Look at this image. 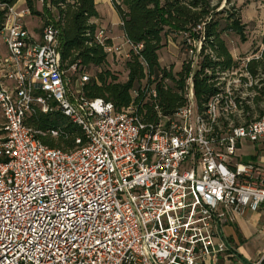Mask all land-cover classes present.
Returning <instances> with one entry per match:
<instances>
[{"label":"built area","instance_id":"built-area-1","mask_svg":"<svg viewBox=\"0 0 264 264\" xmlns=\"http://www.w3.org/2000/svg\"><path fill=\"white\" fill-rule=\"evenodd\" d=\"M30 15L14 5L0 28V264H219L227 214L264 210V165L237 162L239 142L264 144V116L240 123L257 84L246 64L206 68L214 93L199 103L202 41L187 38L184 106L147 112L156 92L142 83L117 112L84 96L89 77L65 68L59 29H29ZM126 44L128 60L141 47ZM37 110L60 113L84 143L42 144L26 123Z\"/></svg>","mask_w":264,"mask_h":264},{"label":"trees","instance_id":"trees-1","mask_svg":"<svg viewBox=\"0 0 264 264\" xmlns=\"http://www.w3.org/2000/svg\"><path fill=\"white\" fill-rule=\"evenodd\" d=\"M19 0H0V28L8 8L18 4ZM44 13L36 9V0H25L26 8L32 16L40 17L46 23L54 24L60 31L62 41V60L65 68L75 66L80 73L93 72V76L83 86V94L89 100L101 99L114 106L115 111L126 109L133 102L132 92L140 91L142 83L146 88H154L156 98L147 103L145 109L150 112L158 107L162 115H172L184 106L185 81L190 73L189 65L184 61L179 72L162 67L159 52L163 49V39L168 33H179L193 41H202V62L200 69L193 75L194 92L197 101L203 102L214 93V88L204 76V70H227L238 67L226 44L224 35L242 36L244 26L236 10L229 8L230 0H110L116 13L125 40L133 47H141L137 52L130 50L125 62L126 81L120 82L118 74L108 65L105 47L111 46L106 39L101 45L96 37L98 27L93 23L99 18L95 0H42ZM224 3V7L222 4ZM55 11L53 18L51 12ZM247 73L254 82L264 76V50L257 59L246 63ZM255 94L250 100L259 110L264 90L258 84L248 89ZM244 124L251 122L253 110L248 104L241 106ZM247 115V116H246ZM264 111L259 110V117ZM256 118V119H257ZM33 129L36 139L45 146L65 153L74 151L79 145L77 139L84 138L81 131L73 126L60 113L43 114L36 111L27 121ZM57 129L58 136L52 137L49 131Z\"/></svg>","mask_w":264,"mask_h":264},{"label":"rangeland","instance_id":"rangeland-1","mask_svg":"<svg viewBox=\"0 0 264 264\" xmlns=\"http://www.w3.org/2000/svg\"><path fill=\"white\" fill-rule=\"evenodd\" d=\"M22 1V0H21ZM100 19L97 22L101 31L103 40L106 38L110 40L111 45L115 48H121V55L108 54L107 60L109 69L118 74L120 82H125L127 73L125 71L126 59L123 55L128 46L121 30L120 21L111 7L110 0H99L98 4ZM26 5H18L17 8H24ZM224 7V3L222 7ZM232 10H236L238 16L243 24L244 34L238 36L235 34H228L223 36L228 51L230 52L233 61L239 66L246 64V61L257 59L262 50H264V0H230L228 6ZM36 9L40 13H44V6L40 0H36ZM2 10V8H0ZM52 17H56L55 11L51 12ZM25 22L29 29L41 27L45 22L40 17L30 15ZM187 36L179 33H168L163 39V49L159 52V61L162 67L172 68V72L176 74L182 68L184 61L187 59L188 47L185 45ZM189 44V43H188ZM3 48L0 46V53H3ZM87 76L91 78L93 72H86ZM259 81H263L262 85L259 82V90H264V76ZM42 95V94H41ZM255 96V94H253ZM262 99L259 110L264 111V95H259ZM248 106L253 110L250 113L252 119L259 116V110L252 104ZM247 116V115H246ZM245 119L240 120L244 123Z\"/></svg>","mask_w":264,"mask_h":264},{"label":"crops","instance_id":"crops-1","mask_svg":"<svg viewBox=\"0 0 264 264\" xmlns=\"http://www.w3.org/2000/svg\"><path fill=\"white\" fill-rule=\"evenodd\" d=\"M25 5V0H19L18 5ZM98 14L99 0H95ZM100 19L94 20L97 25ZM237 162L264 165V144H253L241 141L237 146ZM264 210L260 212H245L244 214H227L226 223L221 228V239L229 247L226 256L219 264H254L264 251V238L261 234Z\"/></svg>","mask_w":264,"mask_h":264}]
</instances>
